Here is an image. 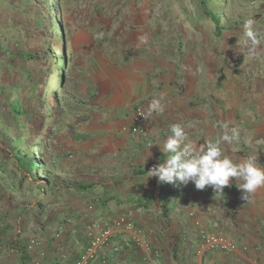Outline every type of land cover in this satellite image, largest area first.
Segmentation results:
<instances>
[{
    "label": "crops",
    "instance_id": "obj_1",
    "mask_svg": "<svg viewBox=\"0 0 264 264\" xmlns=\"http://www.w3.org/2000/svg\"><path fill=\"white\" fill-rule=\"evenodd\" d=\"M153 31L161 34L159 27ZM96 44L93 49L88 46L81 70L83 77L88 71L93 72V117L87 130L90 139L84 141H89L84 149L89 150L84 156L88 162L85 161L83 174L75 179L105 184L107 187L97 186L95 191L116 193L121 201L97 210L96 215L100 212L97 217L79 218L85 200L94 191L75 194L60 190L58 196L63 202L58 209L47 202L43 212L48 216L44 223L50 226L57 213L67 210L73 218L64 225H55L58 232L53 245H48V240L42 241L45 253L42 263L63 264L78 259L87 240L76 223L79 219L81 223L88 219L85 228L89 221L99 217L126 213L134 230L143 234L156 264H264V188L245 200L235 179L231 186L225 187L224 195L215 196L210 186L198 190L192 182L174 187L159 183L156 177L146 178V171L163 162L165 157L159 143L176 123L184 126L189 142L194 143L217 139L222 134L220 122L236 126L240 129V140L235 155L246 158L256 154L258 163L264 165V62L252 60L253 69L246 78L237 69L243 64L233 66L232 75H227L224 60L212 61L217 73L206 78L202 60L195 66L176 65L171 59V45L163 51L143 49L137 59H132L125 50L112 52L105 44H99L102 49L98 52ZM220 73L226 74V79L217 85ZM162 94L163 114L147 115L150 102ZM137 105L146 113V137L122 130L123 126L131 125ZM76 143L75 147H81L82 142ZM148 151L151 156L143 162ZM159 196L164 197V204ZM138 198L142 205L135 203ZM51 208L52 213L48 211ZM209 234L223 237L233 248H205L203 241ZM123 237H127L128 246L120 253L113 257L110 251L101 250L89 264H144L143 249L134 244L131 233L115 232L112 240ZM36 251L32 250L26 264H34ZM19 256L0 247V264H22Z\"/></svg>",
    "mask_w": 264,
    "mask_h": 264
},
{
    "label": "trees",
    "instance_id": "obj_2",
    "mask_svg": "<svg viewBox=\"0 0 264 264\" xmlns=\"http://www.w3.org/2000/svg\"><path fill=\"white\" fill-rule=\"evenodd\" d=\"M57 1L55 0L56 3ZM242 1L244 0H192L194 13L190 14L189 22L194 29L209 22L212 25L214 39H219L226 31L234 27L239 29L244 24L241 19H231L227 16V10ZM55 2L0 0V200L4 194L36 199L33 205L39 210L37 221L42 229L46 227L43 209L47 202L58 209L60 202H63L58 196L62 189L67 192L73 191L75 194L80 191H94L92 196L85 200L79 218L97 217L100 213L96 215L97 210L105 208L111 202L121 201L116 193L110 194L108 190L95 191L97 186L103 188L105 184L87 183L71 177L67 171L70 157L68 150L62 149L54 156L47 154L48 141L54 140L59 134L67 136L75 117L80 115V111H73L72 108L68 112L66 106L84 108L83 102L64 90V75L70 66V60L63 45L61 58L55 56V42L59 29L54 19L56 12L52 6ZM256 15L257 18L264 19V7L259 6ZM263 19L261 23L264 25ZM99 38L103 39L102 44H106L107 35ZM226 58L227 56L223 55L227 65ZM235 59L237 68L244 59L240 54H236ZM54 63H57L59 68H56L58 72L54 84L50 86L47 77L55 70H51ZM224 79L226 74L220 73L217 85ZM61 142L65 144L64 141ZM54 158L58 159L57 168L53 163ZM116 183L117 180L110 185ZM163 198L159 196L162 204ZM55 200L57 202H54ZM139 200L140 198L136 199L135 203L142 205L138 203ZM53 218L52 224L64 225L73 218V215L67 210L60 215L57 213ZM88 219L82 223L80 219L76 222L80 224L81 230L85 231L84 226ZM102 219L99 217L93 221ZM8 227L6 224L0 228V247L8 253L20 255V262L26 264L31 253L27 250L28 242L18 233L15 239L8 238ZM56 230L57 228L48 239V245H53L57 239ZM87 244L86 240V246Z\"/></svg>",
    "mask_w": 264,
    "mask_h": 264
},
{
    "label": "rangeland",
    "instance_id": "obj_3",
    "mask_svg": "<svg viewBox=\"0 0 264 264\" xmlns=\"http://www.w3.org/2000/svg\"><path fill=\"white\" fill-rule=\"evenodd\" d=\"M55 4L52 5L56 12L54 19L59 25L55 56L61 58L63 45L70 60V66L64 75V90L83 102L84 108L80 110L74 105L66 106L68 112L72 108L73 111H80V115L75 117L68 135L65 136L66 139L64 135L59 134L54 140L48 141L47 154L54 156L62 149L68 150L70 157L67 171L74 179L79 174H83L85 161L88 162L84 156L89 150L84 149H87L86 144L89 141H84L90 139L87 130H90L89 120L93 114V72L86 70L85 72L88 73L83 77L81 70L85 64L84 55L89 53V47L93 49V44L97 43L95 47L99 49L97 51L102 49L99 44L102 45L103 39L99 36L107 35L105 46L108 50L112 52L125 50L132 59H137L143 49L149 52L163 51L171 45L173 50L171 59L176 65H180V68L181 65L189 67L202 60L206 78L217 73L212 61L223 60V55L227 56V75H232L233 66L237 65L236 54H240L244 59L242 63L244 66H240L238 70L246 78H249L253 69L250 67L252 60L264 62L263 51L258 58H248L245 49L238 45V38L243 39V25L239 29L234 27L226 31L219 39H214L212 25L209 22H205L203 27L194 29L189 22L190 14L194 13L192 0H58ZM259 6L264 7V0H244L240 4L235 3L232 9H228L227 16L242 21L253 17L257 21V27L264 31V25L261 23L263 18L256 17V9ZM157 27L160 28L161 34H154L153 28ZM141 37H147V41L148 38L150 39L147 44H143L140 42ZM203 60H206L205 63ZM56 68H59V65L54 63L51 70H55L47 77L50 86L54 84L58 72ZM76 141L82 142L79 143L81 147H75ZM53 163L57 168L58 159L54 158ZM1 196L0 228L8 224V238L13 240L18 233L27 242L30 239L44 242L53 236L55 224L46 225L45 229L38 225L39 210L33 205L36 199L10 194ZM48 211L52 213L53 209ZM43 219L47 220L46 212H43ZM57 232L58 230L56 234ZM79 243L82 247V236Z\"/></svg>",
    "mask_w": 264,
    "mask_h": 264
},
{
    "label": "clouds",
    "instance_id": "obj_4",
    "mask_svg": "<svg viewBox=\"0 0 264 264\" xmlns=\"http://www.w3.org/2000/svg\"><path fill=\"white\" fill-rule=\"evenodd\" d=\"M243 28V39L238 38L237 43L240 48L245 49L248 58H258L264 51V31L257 27V21L253 17L244 21ZM140 42L147 44V37H141ZM164 98L163 94L154 98L148 105L147 115H162L165 110L162 102ZM219 127L222 134L217 139L194 143L189 142L183 125H171L170 134L159 143L165 158L146 171V178L156 177L159 183H168L174 187L187 185L189 182L194 183L198 190L210 186L215 196L224 195L225 187L231 186L235 179L237 187L243 190L242 198L247 200L258 189L264 188V165L258 163L256 154L246 158L235 155V146L240 140L238 127L230 126L227 122H220ZM229 149L232 154H229ZM149 156L150 151L143 162Z\"/></svg>",
    "mask_w": 264,
    "mask_h": 264
},
{
    "label": "built area",
    "instance_id": "obj_5",
    "mask_svg": "<svg viewBox=\"0 0 264 264\" xmlns=\"http://www.w3.org/2000/svg\"><path fill=\"white\" fill-rule=\"evenodd\" d=\"M126 129L131 134L141 137L147 136L146 113L142 106H135L131 125L122 127V130ZM132 231H134V233H132ZM115 232H124V234L131 233L134 244L143 249L144 254L142 260L144 264H156L151 256L150 247L143 238V234L140 231L134 230V225L126 213L103 218L101 221L89 222L84 231L88 242L86 248L76 261H64L63 264H89L101 250L110 251L111 255L114 257V255L120 253L128 246L127 237H123L124 239L122 240H112ZM41 244L42 242L38 239H30L27 243V250L29 252H32L33 249L37 250L33 258L34 264H43L41 261L45 253L41 249ZM203 246L207 249L220 248L222 250H230L233 248L232 244L225 241L223 237L213 234H209L205 237ZM102 262L105 261L103 260Z\"/></svg>",
    "mask_w": 264,
    "mask_h": 264
}]
</instances>
